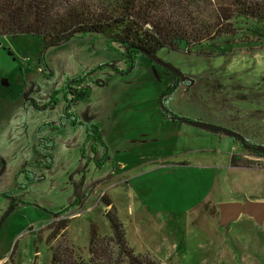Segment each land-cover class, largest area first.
I'll return each instance as SVG.
<instances>
[{"label": "rangeland", "instance_id": "rangeland-1", "mask_svg": "<svg viewBox=\"0 0 264 264\" xmlns=\"http://www.w3.org/2000/svg\"><path fill=\"white\" fill-rule=\"evenodd\" d=\"M255 1L264 16V0ZM186 3L199 25L212 28L209 35L220 32L157 52L198 92L195 98L176 92L169 106L210 121L213 107L203 88L217 80L223 90L239 92V99L233 96L239 112L228 105L224 114L239 115V130L264 145V18L236 13L232 0ZM128 60L100 34L48 47L32 34H0V216L9 207L3 191L18 198L0 226V262L51 264L47 225L61 211L69 219L66 238L86 261L90 223L101 235L112 233L100 199L105 193L128 244L159 264H264V221L241 213L221 226L218 206L264 201V166L225 135L165 119L158 106L169 80L164 63L137 55L129 69ZM66 109L102 123L107 151L98 162L81 154L91 141L79 125L64 118L50 128ZM40 136L55 141L48 168L38 162Z\"/></svg>", "mask_w": 264, "mask_h": 264}, {"label": "trees", "instance_id": "trees-1", "mask_svg": "<svg viewBox=\"0 0 264 264\" xmlns=\"http://www.w3.org/2000/svg\"><path fill=\"white\" fill-rule=\"evenodd\" d=\"M232 1L238 6L236 13L248 12L257 19L264 18L257 1ZM210 30L212 28L196 22L186 0H0V34H32L38 36L45 47L95 33L108 43H118L122 52L131 58L145 55L143 50L155 56L161 48L178 50L182 45L214 38L220 32L217 28L218 34L209 35ZM44 157L48 168L53 158ZM19 186L17 183L16 187ZM3 195L10 198L11 192L3 191ZM100 199L107 207L105 216L111 235H101L97 225L91 222L85 261L80 249L66 238L69 219L63 217L66 213L61 211V217L47 225L51 264H159L149 253L133 250L112 200L105 193Z\"/></svg>", "mask_w": 264, "mask_h": 264}, {"label": "flooded vegetation", "instance_id": "flooded-vegetation-1", "mask_svg": "<svg viewBox=\"0 0 264 264\" xmlns=\"http://www.w3.org/2000/svg\"><path fill=\"white\" fill-rule=\"evenodd\" d=\"M127 49H128V47H126L125 50L127 51ZM126 57L129 59L128 61L130 63V66H129V69H130L133 67V63H134L135 58L137 56L135 58H131L129 56H126ZM156 58H157L156 60L151 59V58H148V59L150 60V62L152 64L164 63L163 64L164 65L163 71H164L165 75L169 77L167 84L165 85L164 89L162 90V96L159 99V104H158L159 109H160V111L163 114V117L165 119L170 120V121H181V122L187 123L185 121L180 120V118L185 117L189 120H200V121H204V122L213 123V124L225 127V128H229L235 132L242 134L246 138L247 143L250 145H257L258 144L255 141H253L252 139H250L249 136L245 135L244 134L245 132L243 130L242 131L244 133L240 131L241 129L239 130V115L236 114L233 116L232 115L226 116L224 114L222 108L227 107L228 105L232 108L238 109L237 111L239 112V105H235L233 102V96L239 99V92L238 93H230V92H227L225 89L223 90L219 84V81H217V80L213 79L212 81L207 82V84H205L204 88H203L204 92L207 95L206 98L209 101H211L210 106L213 107V108H210L214 112L213 113L210 111L211 115H212V117L210 116V118H211L210 121H205V120L201 119L200 117H195V118L189 117L188 118L184 115H181V114H183L182 112L180 113V112H177L176 110L172 109L168 103V100L171 98V95H173L176 92H180V93L182 92L183 94H185V92L188 91L190 93L189 96L190 97L193 96V98H195V96L197 95L198 92L195 94V92H193L192 89L196 88V86H195L196 83L194 84V81L190 77L186 76L185 73L182 72L181 70L175 68L172 65H169V64L163 62L157 56H156ZM70 104L71 103H69L68 106H70ZM205 107H206V109L208 108V106H205ZM64 118H67V122L69 120H71L72 125H79L80 128L84 129L85 140L91 141V143H88L86 148L82 147L80 152L83 156L85 154H87L90 158H93L95 161L98 162V156L97 155L98 154H104L107 151L105 144H104V141H102V139H101L100 131H99V128H101L102 123L98 124L97 122H95L91 119H87L86 121L81 120L75 115L73 110L71 112H68V109H66L60 113V115L58 117V123H52V124L50 123L49 124L50 128L58 129L59 126H62ZM187 124H189V123H187ZM209 132H212V131H209ZM212 133L217 134V135H225L221 131L212 132ZM225 136H227V135H225ZM227 137H229L231 140L236 141L238 144L240 143L239 139H237L235 137H230V136H227ZM39 139H40V142H39L38 146L41 149L39 151V154H40L39 165L41 166V168H45V167H47V162H46L47 160L44 156H46V157H47V155L51 156L52 153L50 151V147L53 146L54 138L49 137V136L48 137L40 136ZM261 145H263V144H261ZM242 147H243L244 151H246V152H250L253 155L257 154V153L252 152L253 149H251V148H247L244 146H242ZM244 151H243V153H244ZM243 153L239 154V155H244ZM258 154L264 156V152H259ZM5 199H7L8 203H9L8 205H10L11 203H13L14 205L17 204L16 197L14 196V194H11L10 198H5Z\"/></svg>", "mask_w": 264, "mask_h": 264}, {"label": "water", "instance_id": "water-1", "mask_svg": "<svg viewBox=\"0 0 264 264\" xmlns=\"http://www.w3.org/2000/svg\"><path fill=\"white\" fill-rule=\"evenodd\" d=\"M146 56L151 57L152 59L156 60V56H152L145 52ZM180 120L189 123L190 125L206 129L212 132H223L225 135L230 137H235L239 139L242 146L251 148L257 152H264V145L257 144V145H250L247 143L246 138L229 128L222 127L220 125H216L209 122H204L200 120H189L187 118H180ZM220 209V219L219 223L221 226H227L231 221L236 220L241 213H246L252 216L259 224H262L264 221V201H257V200H249L246 199L244 201H227L219 203ZM15 205L11 203L3 215L0 217V226L6 217L11 213L14 209Z\"/></svg>", "mask_w": 264, "mask_h": 264}, {"label": "built area", "instance_id": "built-area-1", "mask_svg": "<svg viewBox=\"0 0 264 264\" xmlns=\"http://www.w3.org/2000/svg\"><path fill=\"white\" fill-rule=\"evenodd\" d=\"M253 161H256L258 164H261L264 166V156L255 154L251 158ZM0 264H3V261L0 262Z\"/></svg>", "mask_w": 264, "mask_h": 264}]
</instances>
